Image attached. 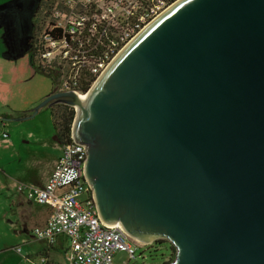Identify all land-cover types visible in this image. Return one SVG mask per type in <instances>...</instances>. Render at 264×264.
<instances>
[{"label": "water", "instance_id": "obj_1", "mask_svg": "<svg viewBox=\"0 0 264 264\" xmlns=\"http://www.w3.org/2000/svg\"><path fill=\"white\" fill-rule=\"evenodd\" d=\"M28 50V49H27ZM73 140L102 222L168 264H264V0H178L79 100Z\"/></svg>", "mask_w": 264, "mask_h": 264}, {"label": "built area", "instance_id": "obj_2", "mask_svg": "<svg viewBox=\"0 0 264 264\" xmlns=\"http://www.w3.org/2000/svg\"><path fill=\"white\" fill-rule=\"evenodd\" d=\"M177 1L40 0L33 13V37L28 49L32 61L52 78L55 91H74L86 97L122 49ZM8 136L7 130L0 132V140ZM71 138L62 143V155L46 185L18 186L28 200L52 209L46 223L36 226L33 233L48 245L60 236L67 237L66 256L71 264H118V251H128V264L136 261L134 240L129 234L120 225L109 227L102 222L85 175L86 147ZM44 264L55 263L46 257Z\"/></svg>", "mask_w": 264, "mask_h": 264}, {"label": "rangeland", "instance_id": "obj_3", "mask_svg": "<svg viewBox=\"0 0 264 264\" xmlns=\"http://www.w3.org/2000/svg\"><path fill=\"white\" fill-rule=\"evenodd\" d=\"M14 1L0 0V106L7 109L22 105L31 96L49 93L55 87L52 78L34 66L30 52H15V29L12 34L5 32L1 37L2 30L9 31L8 9ZM5 3L6 7H3ZM4 130L10 136L0 140V162H5L6 169L12 173L19 174L20 184L37 185L36 182L48 173L51 157L61 145L56 138L50 106L43 108L34 117L8 121ZM34 168L36 173L32 171ZM0 185L5 186V191L14 189L9 180L5 184L0 182ZM18 186L15 185V190L20 194ZM7 193L0 199V264H44V242L32 230L20 233L23 228L17 222V207L5 204ZM134 241L132 244L136 248L137 259L129 264H141L143 261L168 264L171 256L176 253L166 240L162 244ZM18 248L22 250L18 251ZM55 255L59 263L71 264L65 250ZM128 259V251L115 254L118 264H128Z\"/></svg>", "mask_w": 264, "mask_h": 264}, {"label": "crops", "instance_id": "obj_4", "mask_svg": "<svg viewBox=\"0 0 264 264\" xmlns=\"http://www.w3.org/2000/svg\"><path fill=\"white\" fill-rule=\"evenodd\" d=\"M5 5H6V3L3 5V7ZM9 18H10L9 31L2 30L1 37L3 36V34L5 32L9 33V35L12 34V31L14 28H13L11 17L9 16ZM15 46H16V44H15ZM25 51L29 52V50H27V49L20 50L17 46L15 52L16 53H24ZM49 93L47 92V93H43V94H38L36 96H31L28 99L24 100L21 103L22 105L12 106L11 108H8V109L6 107L0 106V115H5V116H9V117H17V116H24L26 114H29L32 111V109L41 100H43ZM6 126H7V122L0 121V131L2 129L4 130V128H6ZM9 136H10V133H9ZM62 152H63V144L61 143V145L57 148L56 154L54 155V153H53V155L51 157V162H50L51 167H50L48 173L45 175V177L38 180L36 182L37 185H34V186H44L47 184V182L49 181V179H50V177H51V175L55 169V166L58 162V159L62 155ZM32 171L34 173H36L37 170L34 168ZM18 175H19L18 173L17 174L12 173L8 169H6V163L5 162H0V182H1V184L2 183L5 184L6 180H9L12 182V186L14 187L13 191H11V190L5 191V186L0 185V188H1L0 189L1 190L0 191V199L5 192H8L7 196H6L7 200H6L5 204L17 207V215H18L17 222L23 228L20 231V233H21L23 231H28V230L33 231L36 226H40V225L45 224L51 215L52 209L49 205L40 204V203L31 201V200H28L25 193H21V192H20V194L17 193L15 190V185L20 184V182H21L19 180L21 178L18 177ZM43 242H44L43 253L46 254V257L50 261L54 262L55 264H61L58 261H56V255L55 254H57L61 250L63 252L65 250V254H66L67 248L69 246V239L65 236H60L53 245H48L45 241H43ZM66 244H67V246H66Z\"/></svg>", "mask_w": 264, "mask_h": 264}, {"label": "flooded vegetation", "instance_id": "obj_5", "mask_svg": "<svg viewBox=\"0 0 264 264\" xmlns=\"http://www.w3.org/2000/svg\"><path fill=\"white\" fill-rule=\"evenodd\" d=\"M39 2L40 0H15L10 6V9H12V14L16 16L17 13L20 18V22L16 25V27L13 26V28L15 29L14 40L16 43V47L18 46L20 50L29 49V47L31 46L34 28L33 13ZM32 8L35 9L32 15H29L28 12H30L29 10H31ZM8 14L11 17L13 24L14 16L11 15L9 9ZM165 242L170 244V242L167 240Z\"/></svg>", "mask_w": 264, "mask_h": 264}, {"label": "trees", "instance_id": "obj_6", "mask_svg": "<svg viewBox=\"0 0 264 264\" xmlns=\"http://www.w3.org/2000/svg\"><path fill=\"white\" fill-rule=\"evenodd\" d=\"M34 9L35 8H32L31 10H29L30 12H28V14L32 15ZM11 10L12 9L9 8V11H10L11 15H13ZM19 20H20V18L18 16V14L16 13V16H14V18H13V26L14 27H16V25L20 22ZM38 71H40V70H38ZM40 72H42V71H40ZM90 84H91V82H90ZM90 84H88L84 88L85 91L90 87ZM50 109H51V114H52V118H53V125H54L55 131H56V138L61 143H64L66 141H70L72 139L71 138V135H72V124H73V121H74V118H75V115H76V109L74 107H72V106H68V105H64V104L51 105ZM163 241L164 240H158L156 242L158 244H162ZM171 247H172L173 250H176L175 247L172 244H171ZM175 255H176V253L173 256H171V261L174 259Z\"/></svg>", "mask_w": 264, "mask_h": 264}, {"label": "bare ground", "instance_id": "obj_7", "mask_svg": "<svg viewBox=\"0 0 264 264\" xmlns=\"http://www.w3.org/2000/svg\"><path fill=\"white\" fill-rule=\"evenodd\" d=\"M78 97H79V100H83L85 98L84 95H82V96L79 95Z\"/></svg>", "mask_w": 264, "mask_h": 264}]
</instances>
